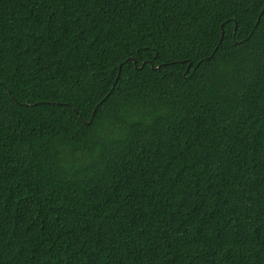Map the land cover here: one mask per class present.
Masks as SVG:
<instances>
[{"label":"trees","instance_id":"1","mask_svg":"<svg viewBox=\"0 0 264 264\" xmlns=\"http://www.w3.org/2000/svg\"><path fill=\"white\" fill-rule=\"evenodd\" d=\"M0 264H264V0H0Z\"/></svg>","mask_w":264,"mask_h":264}]
</instances>
